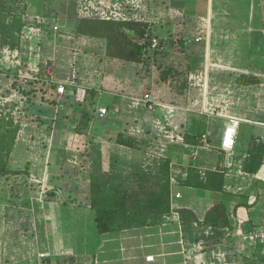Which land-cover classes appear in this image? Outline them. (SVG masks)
Wrapping results in <instances>:
<instances>
[{
    "label": "rangeland",
    "instance_id": "rangeland-1",
    "mask_svg": "<svg viewBox=\"0 0 264 264\" xmlns=\"http://www.w3.org/2000/svg\"><path fill=\"white\" fill-rule=\"evenodd\" d=\"M24 2L32 6V11L49 14L58 22V29L43 30L32 42L23 40L25 43L19 47L21 65L30 62L33 69L27 82L17 77L14 63L6 66V71H0V140L4 135L10 143L9 135L18 129L15 141L0 148V162L5 161L8 172L0 176V264H29L32 259L26 257L25 261L15 251L5 259V246L13 242L34 245L38 251L36 264H149L146 256L154 257L150 264L240 261L233 238L221 232L206 234L201 227L191 230L188 226L193 222L188 226L181 223V227L174 229L175 224L171 223L175 220L151 218L146 226L124 227L115 233L99 235L90 208L91 183L103 182L130 194L138 193L140 187L148 188L155 180L167 157L152 126L161 115L159 111L129 110L125 99L118 100L120 113L116 116L99 118L97 109L110 110L114 97H142L148 93L155 101L177 108L172 123L180 128L207 118L201 114V104H195L200 96L191 88L189 77L211 63L203 58V53L185 49L181 41L187 23L177 19L149 22L145 18L149 25L146 34L162 40L161 50H146L139 62H133L129 56L131 45L142 39L133 30L120 26L121 23L80 21L75 16L73 0ZM201 7L190 12L200 15ZM257 10L261 12L260 8ZM251 16V10L246 12L244 22ZM34 18L25 17V25L32 24ZM203 18L196 21L197 26L205 21ZM79 25H91L88 34H78ZM198 39L192 41L198 43ZM31 47L35 62L26 58ZM162 73L168 75L166 82L160 78ZM68 78L75 87L84 90L81 100L76 99V93H70ZM59 80L68 85L67 95L58 98ZM84 110L86 125L79 122ZM240 127L243 129L244 125ZM243 131L250 133L247 129ZM118 135L135 139L134 148L116 144ZM170 187V200L175 201L176 193L184 197L191 194L199 204L200 194L181 189V184L171 181ZM42 213L55 215V219H48V230ZM66 218L70 219L67 230L71 241L67 236L51 237L54 246L66 242L70 251L51 252L45 246L48 245L45 234L55 233L54 226L59 230L60 219ZM156 253L164 256L157 260L153 255Z\"/></svg>",
    "mask_w": 264,
    "mask_h": 264
},
{
    "label": "crops",
    "instance_id": "crops-1",
    "mask_svg": "<svg viewBox=\"0 0 264 264\" xmlns=\"http://www.w3.org/2000/svg\"><path fill=\"white\" fill-rule=\"evenodd\" d=\"M141 1L143 18L149 22L151 19L163 21L177 19L185 25L187 23L182 33L185 49L200 55L203 53V58L211 63L208 68L196 70L190 75L193 77L202 73L206 76L205 83L194 86L193 80L189 79L191 88L200 96L199 102L197 100L195 104H201V114L206 115L207 118L192 121L187 127L180 128L172 123L173 117L178 112L175 106L165 104L174 110L171 117L163 111L156 110L161 115L153 121L152 126L162 141V151L164 155L167 153L166 159L170 161L169 178L173 176L176 184H181V189L200 194L199 204L195 201L196 196L191 194L187 197L180 194L179 199L170 200V212L162 217L165 220H175L171 224H175L174 229L175 226L179 228L183 225L179 211L189 210L195 219L189 220L188 224L183 226L191 225L193 222L191 227L188 226L191 230L194 227H201L206 234L221 232L233 238L238 248V259L241 260L233 261L231 264H264V241H243L238 238L234 235L236 225L231 218L233 215L242 219L244 230L264 227V0H203V3L200 0ZM243 3L245 5L241 6ZM250 4L252 6L247 8ZM199 5L202 6V14L192 15L190 11L195 10ZM181 7L185 8L179 12ZM250 10L252 16L244 22L247 18L246 12ZM216 15H219L217 20ZM202 17L205 21H201L197 26L196 21ZM47 27L46 30L51 31L50 26ZM195 37H199V41L202 38L203 42L194 43L192 40ZM200 44L202 46H196ZM28 53L27 51L26 55ZM32 59L36 61L35 56ZM37 62L40 63L38 59ZM6 66H11V63L0 58V71H6ZM241 75L253 77L258 81L252 85L237 84L236 80ZM70 80L71 78H68V82ZM56 95L60 97L57 93ZM127 98L114 97L108 115L116 116L120 113L118 105L121 101L118 100L122 99L126 100L125 105L129 110H146L143 107L135 108ZM210 109H213V112ZM156 111L153 113H157ZM229 118L239 120L235 145L230 156L220 149L223 130ZM241 125H244L243 129L249 130L250 133L246 134L240 129ZM193 127L197 129L195 135L191 131ZM191 137L195 139L193 144L186 142V138ZM48 151H51L50 148ZM252 155L257 157L259 167L255 172L250 173L245 167L250 163ZM194 176H197L207 188L197 187L190 179ZM216 205H222L225 209L226 226L216 228L204 223V216ZM29 215L32 219V213ZM54 216V214L42 213L41 219L44 220L46 230H48V219L53 220ZM66 219L68 221L60 219L59 230L54 226L55 233L45 234L48 243L45 246L51 252L66 249V242H59L54 246V238L51 237L54 234L67 236V240L71 239L67 230L71 225L68 224L70 219ZM158 231L160 233L159 228ZM159 233L157 236L160 235ZM4 251L5 259L15 251L21 253V258L25 261L26 257L32 258L33 260H28L29 264L37 262L38 251L30 243L14 244L13 242L11 245H6ZM153 255L157 260L164 256L160 253Z\"/></svg>",
    "mask_w": 264,
    "mask_h": 264
},
{
    "label": "trees",
    "instance_id": "trees-1",
    "mask_svg": "<svg viewBox=\"0 0 264 264\" xmlns=\"http://www.w3.org/2000/svg\"><path fill=\"white\" fill-rule=\"evenodd\" d=\"M44 5V2H43ZM31 5H28L24 0H0V47H8L10 49H18L24 42L21 39L22 29L25 26V17H44V19L49 20L51 17L47 13L40 11H32ZM75 12V11H74ZM76 16V14H75ZM80 21H89L92 22H101V21H92V20H80ZM47 23V22H46ZM41 24L40 27L48 28L49 23ZM111 23V22H107ZM46 24V25H45ZM93 24V23H92ZM120 24V23H118ZM91 26V25H90ZM89 27L84 25H79L77 33L81 35L88 34L87 31ZM120 26L126 27L127 29L133 30L139 35V38L142 40L136 44L131 45V53H129L130 59L133 62L140 61V55L146 50H150V39L152 36H146V29L148 23L137 22V23H121ZM98 32L100 31L97 29ZM93 31V30H92ZM91 31V32H92ZM100 33V32H99ZM183 43V40L181 41ZM25 43V42H24ZM162 46V43H161ZM161 50V49H159ZM154 50V51H159ZM167 73H162L160 78L162 81L167 80ZM258 80L253 77L246 75H241L236 80L237 84L240 85H252L256 84ZM108 114H109V109ZM107 114V116H108ZM86 111L82 112V116L79 122L83 125H86ZM79 123V124H80ZM1 127H2V123ZM16 132L9 135L10 143L15 141ZM192 133L195 135L197 129L193 127L191 129ZM194 137L190 139L186 138V142L195 143ZM6 137L1 136L0 148L3 145H10L9 142H6ZM135 139L124 137L123 135H118L116 139V144L127 147L134 148ZM2 153V152H1ZM257 157L252 155L250 158V163L245 167L247 172H255L259 164L256 161ZM169 163L168 159L165 160L162 170L159 171L158 176L155 177L154 181H151L148 188L140 187L141 191L132 194L127 193L126 191L116 189L115 187L109 186L101 182L91 183V199H90V208L94 211V223L97 234L104 235L107 233H115L117 230L124 227H133L145 225L146 222L151 218H161L163 215L170 212V196H171V187L169 181ZM6 163L0 162V176L7 174ZM195 177V178H194ZM191 177L195 185L199 188H207L205 184L198 180L197 176ZM107 178V177H106ZM192 184V183H188ZM181 222L185 225L188 224L189 220L195 219L194 215L189 211L182 209L179 211ZM204 223L213 226V227H223L227 225L225 209L222 205H216L212 207L208 213L204 216Z\"/></svg>",
    "mask_w": 264,
    "mask_h": 264
},
{
    "label": "built area",
    "instance_id": "built-area-1",
    "mask_svg": "<svg viewBox=\"0 0 264 264\" xmlns=\"http://www.w3.org/2000/svg\"><path fill=\"white\" fill-rule=\"evenodd\" d=\"M73 5L76 18L79 20H92L111 23H146L145 19L143 18L144 16L142 15L141 0H73ZM46 22L50 24L49 29L51 31H57L58 25L54 18L46 20L44 18L41 19V17L37 16L32 21V24H26L23 27L21 39L25 42H32L33 40L39 38V35L42 33V31H45L47 29L44 27H40V25ZM146 36L148 35L146 34ZM149 42L150 50L154 51L161 49L162 40L160 38L152 36ZM28 51L29 53L27 54L26 58H28V60H31V58L35 56L34 54H31L32 47L29 48ZM0 58L2 61H9V63L15 64L17 71L16 75L17 77L23 78V83L27 82L30 79L28 73L33 70L31 67V63L28 61L29 63L27 64V66L21 65V55L18 49H10L8 47L2 48L0 50ZM189 79L193 80L194 86H200L202 82L205 83L206 76L202 75V73H198L197 75L190 77ZM56 84V93L60 96L67 95L66 86L68 84L64 82H58ZM70 85V93H74V95L76 93V99L79 100L83 96L84 90L80 89L79 87H75V84L73 85V81L69 82V86ZM72 87H75V89H73ZM127 99L130 100L131 104L135 108L143 107L152 113L158 109L159 111H163L168 117H171L173 115L174 110L172 107L159 103V101H155L148 93H145L144 95H142V97H129ZM208 107L210 108L209 105ZM210 110L211 112H213V109ZM96 114L98 117L104 118L108 114V110L107 108H99L97 109ZM238 126V119L229 118L228 123L223 130L220 149L226 152L229 156L231 155L235 145ZM170 181L171 183L176 184L175 178L173 176H171ZM175 198L179 199L180 194L176 193ZM231 218L234 219L236 225L234 235H236L238 238L243 241H264V227H255L251 230H244V222L242 219L233 215L231 216ZM182 250L185 251V248H182ZM145 259L146 262L154 261L153 256H146Z\"/></svg>",
    "mask_w": 264,
    "mask_h": 264
}]
</instances>
